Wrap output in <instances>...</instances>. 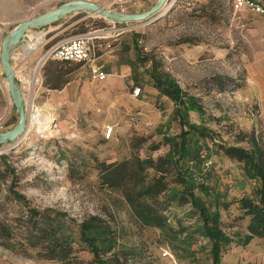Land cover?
<instances>
[{
    "label": "rangeland",
    "instance_id": "rangeland-1",
    "mask_svg": "<svg viewBox=\"0 0 264 264\" xmlns=\"http://www.w3.org/2000/svg\"><path fill=\"white\" fill-rule=\"evenodd\" d=\"M72 1L75 0H52L40 11L75 5ZM90 1L109 9V0ZM156 1L131 0L124 5V12L117 5L110 9L142 12ZM234 3L235 0H169L148 19L112 22L116 30L138 33L145 53L159 60V70L169 74L201 104L202 113L189 112L190 123L203 125L208 132L206 136L190 135L189 141L203 159L193 171L198 181L206 180L209 187L224 194L223 201L230 203L220 211L221 226L232 237L248 231L251 216L244 214L239 199L245 195L258 199L261 180L250 177L246 163L227 155L224 149H250L247 133L253 127L264 144V13L248 7L236 9ZM33 6L28 7L26 0H0V18L24 15ZM75 6L83 11L81 16L94 15L89 18V26L101 29L98 37L108 30V18L91 11L92 7ZM4 33L7 35L0 25L1 38ZM154 58L138 64V80L118 84L117 91L100 96L94 108L84 103L85 109L78 111L77 120L67 121L70 115L66 111L52 117L51 111L38 109L53 122L36 123L31 116L35 109L28 110L26 131L0 143V170L7 164L15 174L14 183L12 174L0 176V223L10 232L6 240L9 246L0 239V264H64L40 257L35 248L27 246L23 236L41 218H30L31 209L51 216L62 213L58 217L67 221L66 232L72 228L77 231L88 215L109 220L130 264H211V242L198 230L202 218L189 200L173 201L166 210L170 224L167 230L144 227L135 219L121 191L99 180L98 162L135 156L157 158L169 150L166 137L175 138L181 132L174 101L154 86L149 74ZM2 73L6 78L4 69ZM146 83L148 90L141 89L139 95L133 96L134 89ZM13 101L6 82L0 86V134L19 121ZM108 127H112L110 137L106 136ZM240 133L242 140L237 139ZM153 172L149 169V173ZM174 176L169 180L173 181ZM10 185L23 197L17 199ZM171 186L178 188L173 183ZM195 193L210 203L211 195L199 188ZM78 255L90 257L87 251ZM220 264H264V238L255 244L232 242Z\"/></svg>",
    "mask_w": 264,
    "mask_h": 264
},
{
    "label": "trees",
    "instance_id": "trees-1",
    "mask_svg": "<svg viewBox=\"0 0 264 264\" xmlns=\"http://www.w3.org/2000/svg\"><path fill=\"white\" fill-rule=\"evenodd\" d=\"M134 39L136 58L132 68L134 79L138 80V64H144L154 56H149V53L142 49L138 33H134ZM127 49L125 48L123 53H126ZM151 61V79L155 87L174 101L175 116L180 123L181 132L175 138L166 137L169 150L157 158L140 159L135 156L112 162H98L100 183L120 190L135 219L144 227L157 226L167 230L170 224L166 210L173 201L179 200L183 203L189 200L202 218L198 230L211 242V264H220L223 253L232 242L246 245L256 236L264 237V144L260 141L256 127H253L247 133L250 149L242 146H228L224 149L227 155L246 163V172L250 177H259L261 180L256 192L258 199L249 195L239 199L244 214L251 216L248 231L237 232L232 237L221 226L220 211V208H228L230 203L223 201L224 194L209 187L206 180L198 181L193 171L203 159L189 141L190 135L206 136L208 132L203 125L190 123L189 112L194 110L202 113L203 108L196 97L182 89L169 74L159 70V60L154 58ZM237 139L242 140L243 133L238 134ZM5 168L0 170V176L12 174L11 180L14 183L15 174L12 173L11 167L6 164ZM149 169L154 172L149 173ZM173 175V181L169 180ZM172 183L180 189L172 187ZM195 188L212 196L209 204L195 193ZM9 190L17 199L23 197L14 190L13 185L9 186ZM59 214L62 213L51 216L50 213L30 210V218H41L34 222L33 229H29L23 238L27 241V246L37 250L38 256L64 264H130L127 262L126 252L120 248L116 230L109 220L97 215H88L77 231L72 228L66 232L67 221L58 217ZM9 234L6 225L0 223V239L9 240ZM4 244L9 246L8 241ZM80 251H87L90 257H81L78 255Z\"/></svg>",
    "mask_w": 264,
    "mask_h": 264
},
{
    "label": "crops",
    "instance_id": "crops-1",
    "mask_svg": "<svg viewBox=\"0 0 264 264\" xmlns=\"http://www.w3.org/2000/svg\"><path fill=\"white\" fill-rule=\"evenodd\" d=\"M50 1L52 0H26L28 7L34 5L33 9L14 18L1 17V27L7 31V34L12 33L25 20L38 17L53 9L44 8L40 11ZM82 12L76 10L48 25L30 27L21 38L20 45L10 52V61L18 84L22 86L23 81L29 78L26 80V88L21 87L28 110L34 108L51 111L52 117H58L60 112L66 111L70 115L67 121L70 118L77 120L78 111L85 109L84 103H89L92 105L91 108H94L100 96L115 93L118 84L134 79L132 68L136 58L134 33L112 28L113 23L110 19L106 21L108 30L96 40L98 56L94 64L106 73L104 79L93 77L90 64L46 58V50L71 35V32L76 34L77 31L91 29L89 18H95L94 15L81 16ZM3 38L0 36V45ZM125 48H128V51L123 53ZM2 66L3 64L0 63V72L3 71ZM141 89L147 91L148 84H143ZM8 91L13 99L9 86ZM262 108L264 109V100ZM45 116H43V124L53 122V119L48 120ZM47 120L49 122H46ZM263 238L256 236L251 241L255 244Z\"/></svg>",
    "mask_w": 264,
    "mask_h": 264
},
{
    "label": "water",
    "instance_id": "water-1",
    "mask_svg": "<svg viewBox=\"0 0 264 264\" xmlns=\"http://www.w3.org/2000/svg\"><path fill=\"white\" fill-rule=\"evenodd\" d=\"M168 1L169 0H157L148 10L134 13H122L102 8L98 6L96 2L90 0H75L72 2L75 5L78 4L79 6L92 7L93 9L91 11H94L96 14L106 17L114 22H125L131 20L139 21L148 19L158 13ZM75 5H72L71 7L60 6L49 9L38 17L25 20L15 31L4 36L1 44V62L3 64L4 74L7 78L9 89L12 93L15 105L17 106L19 121L14 127L0 134V143L11 140L13 137L19 134H23L27 129L29 119V112L26 107L24 94L18 85L15 70L10 61V52L14 47L20 45L22 40L21 38L30 27H41L48 25L58 20L60 17L78 10L76 9L78 6ZM157 18H159V16L155 17L154 19Z\"/></svg>",
    "mask_w": 264,
    "mask_h": 264
},
{
    "label": "built area",
    "instance_id": "built-area-1",
    "mask_svg": "<svg viewBox=\"0 0 264 264\" xmlns=\"http://www.w3.org/2000/svg\"><path fill=\"white\" fill-rule=\"evenodd\" d=\"M130 1L131 0H109V10H113L110 9L111 6L117 5L119 6L118 8H120L124 12V5L129 3ZM234 4L236 9H243L248 7L255 12L264 13V2L261 0H235ZM99 31H101V29H89L85 32L76 33L66 38H63L56 44L50 46L46 50L45 56L46 58L50 59L75 61L88 64L90 63L91 65L95 62L93 44L96 38H98L99 36ZM91 67L94 78L104 79L106 77V73L102 69H100L99 66H96V64H94L91 65ZM2 74L3 73L0 72V86L5 85L6 82L8 84V81H6L7 78H4ZM26 85V80H24L22 86L26 88ZM22 86H20V88ZM140 93V87H136L133 91L134 95H139ZM32 110H34V108H32ZM111 132L112 127H108L106 136L110 137Z\"/></svg>",
    "mask_w": 264,
    "mask_h": 264
},
{
    "label": "bare ground",
    "instance_id": "bare-ground-1",
    "mask_svg": "<svg viewBox=\"0 0 264 264\" xmlns=\"http://www.w3.org/2000/svg\"><path fill=\"white\" fill-rule=\"evenodd\" d=\"M31 116L34 117L36 123H42V120H44V115L38 109H35Z\"/></svg>",
    "mask_w": 264,
    "mask_h": 264
}]
</instances>
